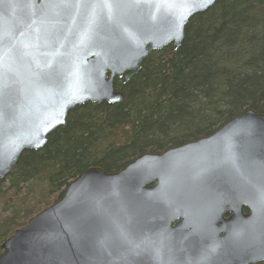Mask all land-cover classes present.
<instances>
[{
    "label": "water",
    "instance_id": "1",
    "mask_svg": "<svg viewBox=\"0 0 264 264\" xmlns=\"http://www.w3.org/2000/svg\"><path fill=\"white\" fill-rule=\"evenodd\" d=\"M217 1L0 0V179L75 107L122 101L116 79L179 48ZM0 248V264L263 263L264 114L116 172L89 167Z\"/></svg>",
    "mask_w": 264,
    "mask_h": 264
},
{
    "label": "trees",
    "instance_id": "2",
    "mask_svg": "<svg viewBox=\"0 0 264 264\" xmlns=\"http://www.w3.org/2000/svg\"><path fill=\"white\" fill-rule=\"evenodd\" d=\"M116 87L122 101L75 107L44 148L25 150L0 179V245L89 167L116 172L246 110L264 114V0H218L190 19L179 48L151 52Z\"/></svg>",
    "mask_w": 264,
    "mask_h": 264
},
{
    "label": "snow or ice",
    "instance_id": "3",
    "mask_svg": "<svg viewBox=\"0 0 264 264\" xmlns=\"http://www.w3.org/2000/svg\"><path fill=\"white\" fill-rule=\"evenodd\" d=\"M78 2H79V0H78ZM101 2L104 3L105 5H107V4L111 3V0H101ZM211 2H212V0H203L204 6H206L208 3H211Z\"/></svg>",
    "mask_w": 264,
    "mask_h": 264
},
{
    "label": "flooded vegetation",
    "instance_id": "4",
    "mask_svg": "<svg viewBox=\"0 0 264 264\" xmlns=\"http://www.w3.org/2000/svg\"><path fill=\"white\" fill-rule=\"evenodd\" d=\"M246 212V211H245Z\"/></svg>",
    "mask_w": 264,
    "mask_h": 264
}]
</instances>
